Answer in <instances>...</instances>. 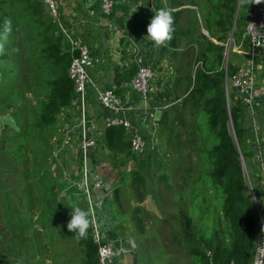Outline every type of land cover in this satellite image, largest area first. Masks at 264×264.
Listing matches in <instances>:
<instances>
[{
    "label": "rangeland",
    "instance_id": "1",
    "mask_svg": "<svg viewBox=\"0 0 264 264\" xmlns=\"http://www.w3.org/2000/svg\"><path fill=\"white\" fill-rule=\"evenodd\" d=\"M35 1L43 3L47 10L43 0ZM165 1L168 6L179 5L183 12L180 28L188 33L191 40L195 38L196 44L192 45L183 38L182 46L186 55L181 56L180 62L182 69L194 77L201 65L199 54L203 35L209 36L204 32L205 0ZM46 10L44 18L38 19L50 22L51 16L48 10L46 14ZM0 21V93L5 94L4 100H7L6 95L14 92L12 100L17 97L19 87L24 89V108L16 110V118L23 119L24 127L33 126L32 129L38 133V126L35 125L38 104L47 98L50 91L49 70L41 51L42 28L37 20L30 18L19 8L16 0H0ZM6 23L10 30L5 36ZM234 40L230 35L226 42V65L231 62L237 69L248 67L250 63L247 57L234 50ZM260 54L256 80L263 95L256 103L254 114L244 108L248 141L256 152L258 149L263 152V156L253 158L246 169L253 180L256 176L264 177V50ZM18 65L19 68H15ZM9 66H14L13 71L16 69V78H5V69H12ZM190 85L189 81L187 84L183 82V90L175 92L178 99L172 101L173 104L168 108L175 109L169 116V121L162 124L164 142L151 143L144 156L130 152L127 159L124 156L104 157L108 164L120 165L116 167L119 169L116 176L123 186H118L120 190L115 195L114 203L110 205L103 202V206L98 207L92 200L89 203V196L84 190L78 194L84 199L79 207L90 212V221L95 215L99 222L102 213L104 225L113 226L114 219L121 224L123 219L131 217L118 226L126 237L118 240L113 228H110L111 232L107 231L111 233V239L103 237L105 242L114 247L115 264H198V260L187 252L188 246L183 242L179 217L171 212L176 209L180 213L188 206L189 203L182 195L190 193L192 183L198 176L197 160L206 148L205 138L200 132V121L197 119L199 107L194 106L192 100H186L191 91ZM1 94L0 97H3ZM22 96L20 93V98ZM231 96L230 86L228 101ZM12 106L14 105L7 107V113L14 112L9 111ZM0 136V264H57L58 261L59 264H68L70 261L82 264L84 255L78 239L66 228L70 218L67 206L71 204L67 198L68 192L60 191L59 187L57 191L56 186L55 195L38 188V182L43 183V187L49 183L46 174L44 181L38 180V138H33L31 143L25 142L20 151L22 145L19 146L21 142L18 143L17 136V142L12 139L13 146L10 149L4 147L9 136ZM50 155H53L52 151ZM78 157L81 160L80 150ZM41 161L43 165V157ZM46 164L43 165L44 168ZM135 171L141 176L136 177ZM59 183L64 188L70 181ZM74 184L79 185V182ZM51 195L48 202L56 199V205L49 206L47 203ZM129 199L134 201L130 203ZM196 220L197 218L193 220L194 223ZM88 230L91 232V223ZM51 245L57 246V249L50 251ZM65 251L67 253L64 254Z\"/></svg>",
    "mask_w": 264,
    "mask_h": 264
},
{
    "label": "trees",
    "instance_id": "2",
    "mask_svg": "<svg viewBox=\"0 0 264 264\" xmlns=\"http://www.w3.org/2000/svg\"><path fill=\"white\" fill-rule=\"evenodd\" d=\"M16 3L24 13L40 23L43 31L41 51L51 74L49 94L41 100L38 125H53L75 94L74 82L68 76L72 55L64 49L60 25L38 19L44 18L43 3L35 0H16ZM205 4L203 22L209 36L203 35L201 41V65L194 77L184 70L181 74L183 82L191 83L186 100H192V104L199 107L197 119L206 148L197 160L198 176L190 193L182 195L188 206L180 213L176 209L171 212L179 217L187 252L198 260V264H253L256 242L261 234L260 210L264 212V177L256 176L253 180L246 170L251 160L256 158V151L248 141L242 100L233 90V97L227 100L226 79L237 68L231 62L226 65L224 55L231 33L235 41L243 35L250 0H205ZM117 6L118 3L114 12ZM181 10L171 12L174 31L167 41L172 47L183 45V38L191 45L196 44L195 38L191 40L188 33L180 28ZM134 73L131 72L132 75ZM121 89L116 88V92ZM103 144L110 150L111 158L124 156L127 159L130 154V143L122 127L108 129ZM135 174L136 177L141 176L139 172L135 171ZM195 218L196 223L193 221ZM77 239L84 264H99V246L91 232L88 230L86 238Z\"/></svg>",
    "mask_w": 264,
    "mask_h": 264
},
{
    "label": "crops",
    "instance_id": "3",
    "mask_svg": "<svg viewBox=\"0 0 264 264\" xmlns=\"http://www.w3.org/2000/svg\"><path fill=\"white\" fill-rule=\"evenodd\" d=\"M117 3L119 6H117L114 14L107 17L103 14L98 0H60V24L50 15L51 21L60 25L62 31L66 30L83 40L97 59L94 67L90 70L92 84H88L84 99L74 95L71 103L62 108L53 125H38L39 107L41 105L39 102L35 121V125L38 126V133L32 129L33 126L26 125L28 128L24 127L23 119L16 118L18 116L16 110L21 111L24 108V89L21 90L19 87L17 97L12 100L11 96L14 92L6 95L7 100H4L5 94L0 93L3 95L0 97V135L9 136L8 140L5 138L4 147L12 148L13 143L11 141L13 139L17 142L16 136L18 143L21 142L19 146L22 145L19 150H22L25 142L31 143L33 138H38V180L44 181V174H46L49 181L48 185L44 187L43 183L38 182V188L55 195L56 186L57 191L58 187L60 191H67V198L71 202L69 205L80 206L84 203L83 196L78 195L84 190L80 175L81 160L78 157L83 126L96 142L91 149V163L103 181L101 187H93L92 203L98 207H102L103 202L111 205L115 201V195L120 190L118 186H123L116 176L119 169L104 160V157H109L110 153V150L103 144L107 130L111 128L108 124L110 113L100 106L97 100L96 87L114 86L112 80L115 73L117 74L118 80L122 83V89L118 94L123 103L126 106L141 108L138 111L133 110L129 116L144 134L149 146L151 143L164 142V135L161 132L162 124L168 120L175 109L174 107L168 109L173 104L172 101L178 99L175 92L177 90L182 91L183 88L181 72L184 69H182L180 62L181 56L186 55L184 47L182 45L172 47L168 41L160 47H155L145 37L147 24L157 9L164 7L173 12L181 8L168 6L165 0H148V3L146 0H117ZM47 10L46 14L48 13ZM62 44L65 45L64 35ZM42 45L44 44L42 43ZM5 58L7 57L5 56ZM43 60L47 64L45 58ZM140 66H149L154 70V77L151 81L152 92L147 100L141 99L130 86V80ZM46 67L48 68V64ZM8 68L12 69H5V78L11 79L16 69L13 71L14 66ZM15 68H19V65ZM48 70L50 75L51 70L49 68ZM132 71H135L133 75L131 74ZM9 83L11 84V82ZM20 93L23 94L22 98H20ZM11 104L14 106L9 108V111L14 112L7 113L6 109ZM162 119H165L163 123ZM51 151L53 152L52 156L50 155ZM42 157L43 165L47 163L45 168L42 165ZM75 180L81 185H75L74 183H77L74 182ZM61 181H70V183L62 188L59 183ZM78 197L79 199H77ZM51 198L52 195L47 199L49 206L56 205V199L53 202H48ZM129 200L130 203L134 201V199ZM121 215L128 216V214L123 213ZM156 215L161 217L158 213ZM111 217L114 218L112 214ZM128 218L123 219L121 224L117 219H114V225L109 226L104 225L105 219L101 213L99 225L103 237L111 239V233H107V231L111 232L112 229L110 228H113V232L117 233L114 235L118 240L126 237L127 235L125 236L119 231L118 226L123 225V221H128ZM71 237L73 238L72 235ZM56 249L57 246L51 245L50 251ZM59 262L56 263L59 264ZM68 264L75 263L70 261ZM82 264H84V258Z\"/></svg>",
    "mask_w": 264,
    "mask_h": 264
},
{
    "label": "built area",
    "instance_id": "4",
    "mask_svg": "<svg viewBox=\"0 0 264 264\" xmlns=\"http://www.w3.org/2000/svg\"><path fill=\"white\" fill-rule=\"evenodd\" d=\"M101 10L105 16H111L114 12L116 0H98ZM50 15L60 24V0H43ZM64 49L71 53L72 60L68 69V76L73 80L75 96L82 100L85 97L89 83L90 70L97 62L92 55L90 47L80 38L73 36L70 32L63 30ZM235 41V40H234ZM234 50L247 57L248 67L239 68L227 78L226 90H233L243 103L245 109L255 111L256 103L263 95L262 88L258 87L256 80V67L260 61L261 51L264 50V0H250V7L247 15V22L242 37L235 41ZM154 77V70L149 66H140L130 80V86L136 91L141 99L147 100L152 92L151 81ZM96 87V86H95ZM116 86L96 87L97 100L102 108L109 111L110 117L108 124L111 127H122L130 143V152L137 156H144L149 146L148 140L137 127L136 123L130 118L129 113L133 110L138 111L140 107H130L123 103L120 95L116 92ZM256 119L253 118L255 126ZM96 142L92 139L85 126L82 129L79 150L81 153L80 175L82 187L89 196L91 204V194L93 187H101L103 181L91 163V149ZM56 155V153H55ZM263 156V152L258 149L256 158ZM261 213V234L256 242L255 256L253 264H264V212ZM91 235L98 244L99 264H115L116 252L111 243L103 240L100 225L95 215L91 218Z\"/></svg>",
    "mask_w": 264,
    "mask_h": 264
},
{
    "label": "clouds",
    "instance_id": "5",
    "mask_svg": "<svg viewBox=\"0 0 264 264\" xmlns=\"http://www.w3.org/2000/svg\"><path fill=\"white\" fill-rule=\"evenodd\" d=\"M9 30V26L6 23L4 26L5 36ZM173 31V17L171 11L167 8H159L152 14L147 24L145 37L151 41L155 47H160L171 38ZM67 207L70 209V218L66 224L67 230L73 232L77 238H86L90 227V212L77 205H69Z\"/></svg>",
    "mask_w": 264,
    "mask_h": 264
},
{
    "label": "water",
    "instance_id": "6",
    "mask_svg": "<svg viewBox=\"0 0 264 264\" xmlns=\"http://www.w3.org/2000/svg\"><path fill=\"white\" fill-rule=\"evenodd\" d=\"M204 32H205L207 35H209L208 31L204 30ZM232 38H233V32L231 33V39H232ZM112 82H113L114 86H116V87H121V86H122V83H121L120 80H118V76H117L116 73H115V76H114ZM226 84H227V79H226ZM243 165H245L244 162H243Z\"/></svg>",
    "mask_w": 264,
    "mask_h": 264
}]
</instances>
